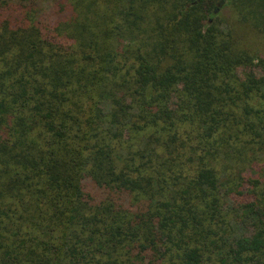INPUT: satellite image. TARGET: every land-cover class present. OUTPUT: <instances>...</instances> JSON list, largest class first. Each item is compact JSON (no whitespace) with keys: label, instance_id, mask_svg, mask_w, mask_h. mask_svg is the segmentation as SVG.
Listing matches in <instances>:
<instances>
[{"label":"trees","instance_id":"obj_1","mask_svg":"<svg viewBox=\"0 0 264 264\" xmlns=\"http://www.w3.org/2000/svg\"><path fill=\"white\" fill-rule=\"evenodd\" d=\"M0 264H264V0H0Z\"/></svg>","mask_w":264,"mask_h":264}]
</instances>
